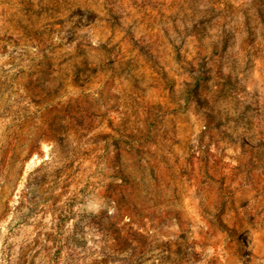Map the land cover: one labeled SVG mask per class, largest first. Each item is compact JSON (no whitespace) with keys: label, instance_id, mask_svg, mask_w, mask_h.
<instances>
[{"label":"rangeland","instance_id":"obj_1","mask_svg":"<svg viewBox=\"0 0 264 264\" xmlns=\"http://www.w3.org/2000/svg\"><path fill=\"white\" fill-rule=\"evenodd\" d=\"M108 239L264 264V0H0V264Z\"/></svg>","mask_w":264,"mask_h":264},{"label":"crops","instance_id":"obj_2","mask_svg":"<svg viewBox=\"0 0 264 264\" xmlns=\"http://www.w3.org/2000/svg\"><path fill=\"white\" fill-rule=\"evenodd\" d=\"M18 195L19 194H9V205L13 203V206H10L9 208L10 216H12V214L14 215L17 214L18 212V209L16 207ZM23 195L27 197L25 194ZM82 211H84L83 208H80L79 214H82ZM97 211H98L97 208H93V213H97ZM23 212L25 214L31 213L28 209ZM3 225H5L7 229L9 228L12 230L14 229L13 227L14 223L12 222V220H10L9 222H5ZM65 242H67L66 246L69 247L68 250H73V251L66 250L67 254L64 255L66 264H112L114 260L119 261V259H117L116 256L123 257V258L129 257L128 252L125 251V255L123 254L124 253L123 243H121L123 253L118 254V252H115L114 254L113 249L115 245H117V241H115L114 239L112 240L108 239V240L102 241L100 243V250L97 249L98 251L97 250L91 251L90 252L91 254L89 255L90 258L88 259L87 258L84 259L85 255H83L82 250L84 249L85 244L82 241L81 242L80 241H65ZM129 245H130L129 239H126L125 247L129 248ZM11 247L15 253V255H11V258L15 262L14 264H33L34 263L32 253L28 252V241L27 240L18 241V242H15V240H13L11 241ZM118 247H119V244L117 245V248ZM0 251H2L1 243H0ZM23 252H25V254H22ZM57 255L58 253L54 251L52 253L42 251V253L40 254V257H41L42 263L54 264L55 261L58 260Z\"/></svg>","mask_w":264,"mask_h":264}]
</instances>
